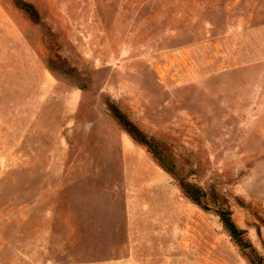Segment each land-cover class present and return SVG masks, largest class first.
Listing matches in <instances>:
<instances>
[{
    "label": "rangeland",
    "instance_id": "374dc122",
    "mask_svg": "<svg viewBox=\"0 0 264 264\" xmlns=\"http://www.w3.org/2000/svg\"><path fill=\"white\" fill-rule=\"evenodd\" d=\"M110 106L264 257V0H0V264H252Z\"/></svg>",
    "mask_w": 264,
    "mask_h": 264
},
{
    "label": "trees",
    "instance_id": "16d2710c",
    "mask_svg": "<svg viewBox=\"0 0 264 264\" xmlns=\"http://www.w3.org/2000/svg\"><path fill=\"white\" fill-rule=\"evenodd\" d=\"M24 9L33 17L30 9ZM110 111L129 137L137 144L144 146L159 165L177 181L181 192L191 202L204 210L212 209L216 213L230 237L252 264H264V257L259 256L252 248V245L246 238L245 231L237 228L235 225L232 219V212L227 206V200L221 194L216 191L207 192L201 187L185 181V178L176 170L174 161L169 157L158 141L143 133L116 107L110 106Z\"/></svg>",
    "mask_w": 264,
    "mask_h": 264
}]
</instances>
